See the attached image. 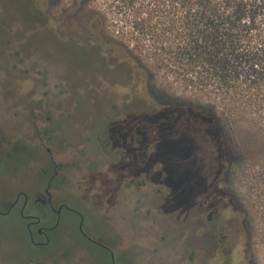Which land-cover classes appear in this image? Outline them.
Listing matches in <instances>:
<instances>
[{"label": "rangeland", "instance_id": "obj_1", "mask_svg": "<svg viewBox=\"0 0 264 264\" xmlns=\"http://www.w3.org/2000/svg\"><path fill=\"white\" fill-rule=\"evenodd\" d=\"M110 3L0 0V122L7 117V133L24 141L32 134L24 105L50 103L54 126L65 119L66 142L62 150L52 146L65 201L85 213L93 237L112 247L114 264H264L256 221L247 220L245 229L242 223L247 186L240 154L256 149L257 138L243 132L245 125L225 132L235 158L227 173L204 120L163 116L164 99L181 91L156 94L150 107L113 63ZM31 148L35 158L20 173L7 161L0 195L39 177L49 155ZM63 220L65 239L61 224L42 248L29 242L17 213L0 216V264H28L31 255L76 264L79 221L70 211ZM63 249L66 257L58 255Z\"/></svg>", "mask_w": 264, "mask_h": 264}, {"label": "trees", "instance_id": "obj_2", "mask_svg": "<svg viewBox=\"0 0 264 264\" xmlns=\"http://www.w3.org/2000/svg\"><path fill=\"white\" fill-rule=\"evenodd\" d=\"M110 4L113 63L127 71L132 90L150 107L156 94L181 91L164 99L163 116L204 120L227 173L235 158L229 159L225 132L245 125L243 132L257 138L256 149L240 154L247 186L242 223L245 229L256 221L264 252V0Z\"/></svg>", "mask_w": 264, "mask_h": 264}, {"label": "flooded vegetation", "instance_id": "obj_3", "mask_svg": "<svg viewBox=\"0 0 264 264\" xmlns=\"http://www.w3.org/2000/svg\"><path fill=\"white\" fill-rule=\"evenodd\" d=\"M54 21L53 16L50 17ZM112 82V80H110ZM99 89V88H98ZM107 102H111L107 98ZM51 104L47 103L44 107L38 105H24V113L30 114L29 125L32 128V134L25 135L24 141L22 139L14 138V135L8 134L7 117H3L0 122V172L7 168V161H13V165L9 168L15 173H20L31 157L35 158L32 152L34 147L38 151L45 149L48 157L38 168L39 177L35 180H30L27 183L15 184L11 189L5 190L0 195V216H9L17 213L24 224L25 231L29 242L35 247H48L52 244L54 235L51 231L57 229L61 224L64 225V235L62 239L67 236L68 229L63 220L64 211H70L79 221L76 231L79 238L83 241L78 243L81 247L79 251V259L76 264H106L103 260V253L105 251L110 256V264H114L115 255L111 246L103 243L102 240L96 239L85 228V213L75 208L70 207L65 201L64 197V180L65 176L60 173V164L56 161L55 154L52 150H62L63 143L66 142L67 134L63 131V122L61 119L59 126H54L51 114ZM19 108V107H18ZM20 109L18 112L19 113ZM34 134V135H33ZM21 140V141H20ZM44 166V167H43ZM139 175L143 173L137 169ZM149 176V173H145ZM49 213L53 214L54 220L49 223ZM65 250L58 252V255L66 257ZM50 255H31L28 259V264H51Z\"/></svg>", "mask_w": 264, "mask_h": 264}]
</instances>
